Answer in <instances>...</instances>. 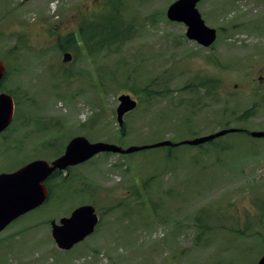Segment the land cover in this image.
Segmentation results:
<instances>
[{
	"label": "rangeland",
	"instance_id": "obj_1",
	"mask_svg": "<svg viewBox=\"0 0 264 264\" xmlns=\"http://www.w3.org/2000/svg\"><path fill=\"white\" fill-rule=\"evenodd\" d=\"M175 1L117 0L130 36L93 50L79 28L109 0H0L1 88L16 105L0 135V174L52 161L77 136L127 149L247 131L101 154L63 173L42 207L0 233V264H258L264 255V139L249 134L264 131V0L201 1L218 34L208 49L167 19ZM108 15L117 23L116 8ZM69 34L77 44L64 51ZM121 95L138 102L123 129ZM87 204L100 216L95 233L59 249L51 222Z\"/></svg>",
	"mask_w": 264,
	"mask_h": 264
},
{
	"label": "water",
	"instance_id": "obj_2",
	"mask_svg": "<svg viewBox=\"0 0 264 264\" xmlns=\"http://www.w3.org/2000/svg\"><path fill=\"white\" fill-rule=\"evenodd\" d=\"M201 0H177L168 9V18L172 21L185 22L188 26L187 36L191 40H196L200 44L208 47L216 40V30L205 25L201 14L196 8ZM71 58L65 55L64 61ZM5 71V66L0 60V83ZM120 105L117 108V118L122 126L124 116L134 110L137 106L135 100L129 95H122L119 98ZM14 115V101L7 94L0 95V133L4 131L12 122ZM235 129L220 131L214 135L202 137L186 143L197 145L219 136L235 132ZM256 138H264V131L252 132ZM171 145L170 142H163L152 147ZM146 147H132L127 150L105 144L90 143L84 137L74 138L66 148L63 156L50 165L48 162L39 160L12 174H0V231H2L14 219L26 212L40 206L47 198L48 192L44 181L55 170H64L68 166L83 163L99 152L132 153ZM98 223V217L92 206H83L76 209L68 218H62L60 225L52 222V235L59 248L70 250L88 235L94 232ZM258 264H264V256Z\"/></svg>",
	"mask_w": 264,
	"mask_h": 264
},
{
	"label": "trees",
	"instance_id": "obj_3",
	"mask_svg": "<svg viewBox=\"0 0 264 264\" xmlns=\"http://www.w3.org/2000/svg\"><path fill=\"white\" fill-rule=\"evenodd\" d=\"M119 2L117 0H109V8L117 9V23L114 17L104 13L101 19L96 18L94 21L86 20L79 28V38L88 47H93V50L104 48L114 42L123 41L130 35V28H125V21L121 19L119 14ZM119 17V18H118ZM64 44H66L64 46ZM77 41L74 34H69L64 38V41L59 40V48L67 51L70 47H75Z\"/></svg>",
	"mask_w": 264,
	"mask_h": 264
}]
</instances>
